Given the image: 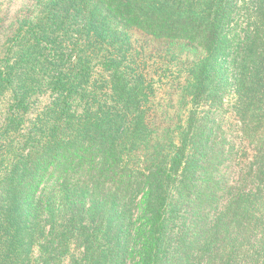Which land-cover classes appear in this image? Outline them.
Listing matches in <instances>:
<instances>
[{
  "label": "trees",
  "instance_id": "obj_1",
  "mask_svg": "<svg viewBox=\"0 0 264 264\" xmlns=\"http://www.w3.org/2000/svg\"><path fill=\"white\" fill-rule=\"evenodd\" d=\"M16 14L0 17V264H264V0ZM132 32L199 51L175 124ZM224 101L252 145L237 158L213 148Z\"/></svg>",
  "mask_w": 264,
  "mask_h": 264
},
{
  "label": "rangeland",
  "instance_id": "obj_2",
  "mask_svg": "<svg viewBox=\"0 0 264 264\" xmlns=\"http://www.w3.org/2000/svg\"><path fill=\"white\" fill-rule=\"evenodd\" d=\"M25 1L27 0H0L2 14L7 13L9 18L17 16L16 12L19 13L22 10ZM2 14H0V17ZM6 22L4 27L8 25ZM130 37L133 48L141 53L140 70L147 76L148 80L154 82L157 105L155 110L158 116L162 114V119L165 120L163 127L169 123L175 124L187 108L185 101L180 99L181 91L187 78L188 64L199 56V51L186 44L156 41L137 32H132ZM221 109L222 112H217L218 120H226L227 117L230 120H226L217 131V142L213 148L215 150L222 149L223 145H220V142L224 143L226 148L230 150L232 147V158L238 157L234 150L238 144H243L244 147H247L245 150L250 152L249 149L252 145L241 134L244 127L231 118L232 104L228 105L224 101V108ZM203 110L209 111L207 107H204ZM247 127L252 128L250 124ZM223 138L226 140L225 142Z\"/></svg>",
  "mask_w": 264,
  "mask_h": 264
}]
</instances>
